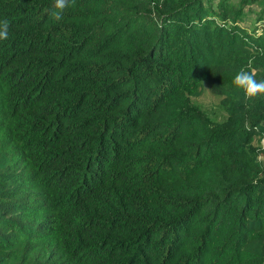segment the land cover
<instances>
[{"label":"trees","instance_id":"1","mask_svg":"<svg viewBox=\"0 0 264 264\" xmlns=\"http://www.w3.org/2000/svg\"><path fill=\"white\" fill-rule=\"evenodd\" d=\"M251 5L74 0L57 22L0 0V264L264 260V97L232 83L264 79Z\"/></svg>","mask_w":264,"mask_h":264},{"label":"clouds","instance_id":"2","mask_svg":"<svg viewBox=\"0 0 264 264\" xmlns=\"http://www.w3.org/2000/svg\"><path fill=\"white\" fill-rule=\"evenodd\" d=\"M74 3V0H54V10L51 17L59 22L63 19L64 11ZM10 23L7 19L0 20V41L9 37ZM233 85L242 92V99L245 103L258 97H264V79L257 80L256 73L241 68L233 78Z\"/></svg>","mask_w":264,"mask_h":264},{"label":"rangeland","instance_id":"3","mask_svg":"<svg viewBox=\"0 0 264 264\" xmlns=\"http://www.w3.org/2000/svg\"><path fill=\"white\" fill-rule=\"evenodd\" d=\"M256 9L257 7L254 5L245 7L246 13L240 24L247 29L254 28L256 31H259L260 28L264 26V20H257L254 12ZM191 98L202 108V110L207 112V114L216 118H219L223 115V112L217 106L219 100L218 96L211 93L205 83H202L199 95L191 96ZM253 142L257 143V139L255 137L253 139ZM260 143L264 146V137L260 139ZM262 158L264 159V157Z\"/></svg>","mask_w":264,"mask_h":264},{"label":"built area","instance_id":"4","mask_svg":"<svg viewBox=\"0 0 264 264\" xmlns=\"http://www.w3.org/2000/svg\"><path fill=\"white\" fill-rule=\"evenodd\" d=\"M259 264H264V260H263V261H261Z\"/></svg>","mask_w":264,"mask_h":264}]
</instances>
